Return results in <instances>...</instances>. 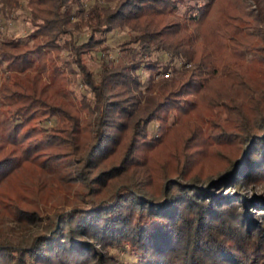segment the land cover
Segmentation results:
<instances>
[{
    "label": "trees",
    "instance_id": "16d2710c",
    "mask_svg": "<svg viewBox=\"0 0 264 264\" xmlns=\"http://www.w3.org/2000/svg\"><path fill=\"white\" fill-rule=\"evenodd\" d=\"M22 12L23 40L0 31V264H264V0H0Z\"/></svg>",
    "mask_w": 264,
    "mask_h": 264
},
{
    "label": "rangeland",
    "instance_id": "374dc122",
    "mask_svg": "<svg viewBox=\"0 0 264 264\" xmlns=\"http://www.w3.org/2000/svg\"><path fill=\"white\" fill-rule=\"evenodd\" d=\"M15 16L16 17L14 20L2 21L0 23V31L6 34H11L17 39L23 40L24 36L27 34L29 30V25L25 20V14L23 12L17 13ZM121 37H122V32H118V31L110 32L105 36V40H106L105 45L107 46V51L103 55L104 57L111 58L117 64L121 63L124 60H127V57L124 54H122L117 48V45L119 44ZM97 57L98 55H93L91 58L87 60L85 59L87 69L92 74H95L99 71L100 59ZM144 78L145 75L143 74L142 79ZM71 79L73 80V84L71 85V88L75 92L78 98L82 94L83 95L87 94V91L84 89V86L81 84V81L79 80L77 74H75V76H73ZM153 128L154 126L150 128V131L153 130ZM150 134H154V133L150 132Z\"/></svg>",
    "mask_w": 264,
    "mask_h": 264
},
{
    "label": "built area",
    "instance_id": "2783aa9c",
    "mask_svg": "<svg viewBox=\"0 0 264 264\" xmlns=\"http://www.w3.org/2000/svg\"><path fill=\"white\" fill-rule=\"evenodd\" d=\"M162 76L165 78V77H167V74H163Z\"/></svg>",
    "mask_w": 264,
    "mask_h": 264
}]
</instances>
